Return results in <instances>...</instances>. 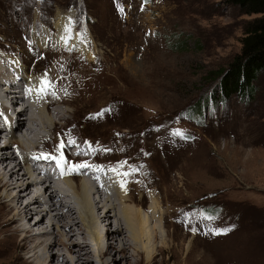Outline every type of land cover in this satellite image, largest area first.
Segmentation results:
<instances>
[{"label":"rangeland","instance_id":"obj_1","mask_svg":"<svg viewBox=\"0 0 264 264\" xmlns=\"http://www.w3.org/2000/svg\"><path fill=\"white\" fill-rule=\"evenodd\" d=\"M259 16L226 0H0V56L23 63L28 74L47 72L55 84L56 96H39L36 104L56 102L48 112L59 129L41 131L50 137L23 148L59 156L55 149L64 141L69 168L96 161L118 186V175L128 173V195L144 191L147 204L156 196L168 211L165 230L174 246L163 251L162 264L182 261L189 245L194 264H264V74L249 101H207L212 73L240 52L245 27ZM62 19L63 47L56 41ZM42 37L47 46H38ZM73 39L86 41L85 50L69 47ZM196 101L204 103L203 117L191 120L187 110ZM177 129L182 136L173 134ZM6 149L21 152L18 145ZM47 199L48 193L40 197ZM46 216L34 232L54 229ZM4 243L0 264H20L4 253L13 244ZM92 264L100 262L93 257Z\"/></svg>","mask_w":264,"mask_h":264},{"label":"bare ground","instance_id":"obj_2","mask_svg":"<svg viewBox=\"0 0 264 264\" xmlns=\"http://www.w3.org/2000/svg\"><path fill=\"white\" fill-rule=\"evenodd\" d=\"M66 24L65 19L56 22V41L61 47L66 44L62 39L67 37L64 35ZM39 42L38 46L44 47L46 38L42 37ZM86 44V41L73 39L69 47L85 50ZM86 53L88 58H92L90 52ZM2 58L4 60L0 61V76L3 77L0 79V107L6 108L7 104L4 103L9 100L11 109L16 111L14 132H18V128L25 124L24 141L14 140V136H10L4 146L0 145V243L5 241V246L13 244L12 248L4 249L8 259L19 260L20 264H92L95 257L100 264H162L163 251H171L174 246H170V234L166 231L168 211L162 210L160 200L156 196H147L150 199L147 204L144 191L140 197L128 195L129 189L118 186L116 176L98 166L96 161L93 166L90 165L92 170L84 167L79 168V172L70 170L67 162L63 161L65 178L63 184H60L62 187L51 184L47 172H41L37 164L45 159H36L35 156L39 154L32 155L33 150L24 149L23 144L25 146V143H31L33 140L44 142L50 137L43 135L41 131L47 130L51 133L55 129L57 122L51 119L48 110L56 102L50 101L47 105L36 104L39 102V95L35 89L39 87L41 77L28 74L23 63H18L12 56L6 58L3 55L0 59ZM19 72L23 73L20 75L21 79L32 89L33 101L27 105H20L19 102L23 101L21 94L13 88L6 90L8 83L4 82L8 76L13 78L14 74ZM33 109L36 112H33ZM58 129L59 126L56 131ZM66 130V127L63 128L61 135ZM10 145H18L21 148L19 156L16 155V150L6 149ZM193 155L191 151L188 156L192 158ZM25 162L31 163L32 166L29 167ZM87 163H91V160ZM141 175L145 179L143 172ZM73 176L79 178L76 180ZM119 176L125 181L124 176ZM64 185L68 191H62ZM147 185L140 184V187L146 188ZM45 193H48V199L40 201V197ZM32 204L42 207L34 209ZM4 206L6 209L2 210ZM98 211L99 215L96 214ZM46 214L50 215L48 223L54 229L51 232L39 229L34 232L42 227ZM33 215L34 221L28 224ZM103 222L105 225L99 227V223ZM54 249L62 250L63 255L59 251L53 253ZM14 250L25 252L26 256L13 255ZM187 254L190 255L189 258ZM187 254L177 264H186V260H191L194 264L190 245ZM131 257L135 258L134 262L130 260Z\"/></svg>","mask_w":264,"mask_h":264},{"label":"trees","instance_id":"obj_3","mask_svg":"<svg viewBox=\"0 0 264 264\" xmlns=\"http://www.w3.org/2000/svg\"><path fill=\"white\" fill-rule=\"evenodd\" d=\"M226 2L237 6L244 13L261 16L254 18L245 27L240 52L226 68L212 73L215 82L208 93L207 101L224 106H227L232 96L242 101H249L255 92V83L264 74V0H226ZM203 104L196 101L191 105L187 110V117L191 120L195 115L197 118H202ZM196 122L199 123L198 120Z\"/></svg>","mask_w":264,"mask_h":264},{"label":"snow or ice","instance_id":"obj_4","mask_svg":"<svg viewBox=\"0 0 264 264\" xmlns=\"http://www.w3.org/2000/svg\"><path fill=\"white\" fill-rule=\"evenodd\" d=\"M67 31V28H66ZM62 39H64L65 43H67V37H62ZM47 72L44 73V75L40 78V85L38 88L35 89V91H37L38 95L43 97V95L50 93L53 96H56V91L55 89V84L52 81H49L47 78ZM30 92L32 91V89L29 90ZM62 91H65L66 93V89H62ZM67 94V93H66ZM108 111V109H103L101 110L100 113L94 114L95 116H100L102 115L104 112ZM174 135H183V132L179 129L174 130L173 132ZM68 144H75L76 142L74 140H69L67 142ZM85 143L87 144L88 142L85 141ZM65 147V142L61 141L55 151L59 152L60 155L59 156H54L51 155L49 153H40L38 156H35L36 159H51V160H55L57 167L61 168V175H64V171H63V161H64V156H63V148ZM84 167H90V165H87L86 163H81L79 165H70V170H76L78 168H84ZM110 171L116 172L117 170L115 168L109 169ZM135 170V169H133ZM119 174V173H118ZM123 176H127L128 173H123ZM121 188H124L125 186V181H121ZM211 218V217H210ZM193 231H195V229H193ZM227 231H229V229L225 228V229H218L216 230L215 234H222V233H226Z\"/></svg>","mask_w":264,"mask_h":264}]
</instances>
